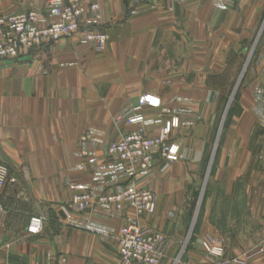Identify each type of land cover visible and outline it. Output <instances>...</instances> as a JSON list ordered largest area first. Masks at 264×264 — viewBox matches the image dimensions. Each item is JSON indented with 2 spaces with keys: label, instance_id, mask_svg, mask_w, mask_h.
<instances>
[{
  "label": "crops",
  "instance_id": "obj_1",
  "mask_svg": "<svg viewBox=\"0 0 264 264\" xmlns=\"http://www.w3.org/2000/svg\"><path fill=\"white\" fill-rule=\"evenodd\" d=\"M49 2L0 0V18L33 10L47 15L39 25L46 27L53 19ZM82 2L85 23L95 22L109 38L104 51L76 35L23 53L17 61L0 60V164L17 179L0 191V264H61L63 259L65 264H120L118 238L128 225L167 236L166 262L171 263L183 249L191 214L185 192L206 163L226 93L224 80L247 60L264 0ZM260 46L255 79L235 107L213 177L227 194L249 175L251 181L256 177L251 186L260 187L264 38ZM146 93L158 96L161 108H146L145 123L129 125L138 98ZM174 119L181 160L162 171L155 153L156 168L140 177V187L157 196L154 216L140 217L128 204L123 211L104 206L65 214L75 194L110 195L124 189L126 170L133 164L112 155L109 143L139 129L155 138ZM262 201L246 203L251 209L241 216L240 238L250 235L256 241L247 246L241 240L240 252L255 250V255L237 264H264ZM34 216L44 218L37 235L28 232ZM209 232L203 229L193 252L182 256L185 264H208L207 239L216 236Z\"/></svg>",
  "mask_w": 264,
  "mask_h": 264
},
{
  "label": "built area",
  "instance_id": "obj_2",
  "mask_svg": "<svg viewBox=\"0 0 264 264\" xmlns=\"http://www.w3.org/2000/svg\"><path fill=\"white\" fill-rule=\"evenodd\" d=\"M50 7L55 21L42 29L37 26L39 14L33 10L0 18V60L17 61L23 53L76 35H80L81 43L94 45L98 52L106 49L109 38L104 32L96 29L95 22H91L90 26L85 23L86 9L82 0H50ZM91 9L97 11L98 6L92 5ZM161 104V99L154 94L141 95L127 123L138 127L143 125L146 121L144 110L159 109ZM177 126V120L174 119L167 122L155 138H149L142 129H139L111 144L109 151L112 155L133 164L126 170L128 181L124 189L120 193L110 195L89 192L75 194L72 202L64 208L65 214L69 215L70 211L86 213L104 206L123 211L128 204L132 205L140 217L154 216L158 207L157 196L140 187V177L143 174L150 175L156 168L155 153L160 155L162 171H166L171 163L181 160L180 146L173 139V130ZM83 154L87 156L86 152ZM16 182L17 179L11 176L9 168L0 164V191L8 184ZM43 229L44 218L32 217L28 232L37 235ZM118 242L120 264H185L180 260L181 257H177L171 263L166 262L171 242L163 233L155 232L150 227L125 226L120 230ZM224 244V239L219 236L208 237L206 252L208 264H234L225 258ZM254 255H249V258ZM65 262L63 259L61 264Z\"/></svg>",
  "mask_w": 264,
  "mask_h": 264
},
{
  "label": "rangeland",
  "instance_id": "obj_3",
  "mask_svg": "<svg viewBox=\"0 0 264 264\" xmlns=\"http://www.w3.org/2000/svg\"><path fill=\"white\" fill-rule=\"evenodd\" d=\"M49 15H52L53 19L50 20L47 26L55 21L50 2ZM46 16V14H39L40 20L37 25L38 28H45L39 25L41 21L46 19ZM262 38H264V13L257 24L253 39L248 46L247 60L242 59L237 70L235 68L232 72V78L224 80L226 93L223 95L224 99L218 112V121L214 137L208 149L206 163L203 166L197 182L185 192V205L191 206V214H189L188 222L184 230L183 249L178 255V258L181 257V261L190 255V252H193L191 251L193 249L192 247L198 240L199 234L205 228L207 231H210L209 233L216 234V236L224 239L226 247H223V249H227V253H224L226 254L225 258L233 261L234 264L240 263L239 261L246 259L252 252H255V250L247 253L240 252L242 250L240 245L241 240L247 246L254 245L256 241L250 235L247 238H240L241 216L249 215L250 213L247 209L250 210L251 207L247 206L246 203L252 204L255 199L264 201V165L262 177L257 182L258 185L260 184L258 188L251 186V175H249L247 179L239 180L235 184L234 189L229 191L230 194H227L228 191H226L225 185L215 181L213 177L216 172L221 145L225 139V135L233 126L235 107L240 100L243 90L245 91L244 88L250 86L251 82L255 79L256 57L261 49L260 42ZM262 138L264 141V134ZM111 144L113 143H109V146ZM262 162L264 163V160ZM255 180L256 177L252 179V181ZM263 201L259 202L261 209H264ZM250 224L248 222V227H250ZM186 249L187 253L184 254Z\"/></svg>",
  "mask_w": 264,
  "mask_h": 264
}]
</instances>
